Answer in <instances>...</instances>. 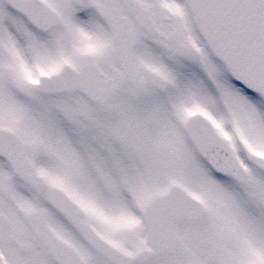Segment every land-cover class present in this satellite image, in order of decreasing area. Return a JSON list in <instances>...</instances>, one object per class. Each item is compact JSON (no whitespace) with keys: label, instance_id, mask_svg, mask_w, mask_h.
<instances>
[{"label":"snow or ice","instance_id":"6c2138e0","mask_svg":"<svg viewBox=\"0 0 264 264\" xmlns=\"http://www.w3.org/2000/svg\"><path fill=\"white\" fill-rule=\"evenodd\" d=\"M0 264H264V0H0Z\"/></svg>","mask_w":264,"mask_h":264}]
</instances>
